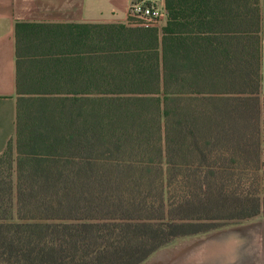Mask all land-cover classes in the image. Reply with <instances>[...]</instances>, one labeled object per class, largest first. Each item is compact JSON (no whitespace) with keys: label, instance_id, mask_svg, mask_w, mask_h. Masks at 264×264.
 I'll return each instance as SVG.
<instances>
[{"label":"trees","instance_id":"1","mask_svg":"<svg viewBox=\"0 0 264 264\" xmlns=\"http://www.w3.org/2000/svg\"><path fill=\"white\" fill-rule=\"evenodd\" d=\"M161 27L17 24L0 264H141L264 216L259 0H164Z\"/></svg>","mask_w":264,"mask_h":264},{"label":"crops","instance_id":"2","mask_svg":"<svg viewBox=\"0 0 264 264\" xmlns=\"http://www.w3.org/2000/svg\"><path fill=\"white\" fill-rule=\"evenodd\" d=\"M133 1L137 0H0V155L9 141L14 144L16 130L15 26L127 24ZM143 1L165 6L164 0ZM259 10L263 98L264 0H259ZM141 264H264V216L178 239Z\"/></svg>","mask_w":264,"mask_h":264},{"label":"built area","instance_id":"3","mask_svg":"<svg viewBox=\"0 0 264 264\" xmlns=\"http://www.w3.org/2000/svg\"><path fill=\"white\" fill-rule=\"evenodd\" d=\"M166 18L164 5L150 4L143 0L133 1L129 5L128 20L134 25L160 27Z\"/></svg>","mask_w":264,"mask_h":264},{"label":"rangeland","instance_id":"4","mask_svg":"<svg viewBox=\"0 0 264 264\" xmlns=\"http://www.w3.org/2000/svg\"><path fill=\"white\" fill-rule=\"evenodd\" d=\"M14 145V144H13ZM258 217H255L254 219H257ZM254 219H250V220H248V221H254ZM248 221H243V222H239V223H232V224H240V223H245V222H248ZM229 225H231V224H229ZM224 226H226V225H224Z\"/></svg>","mask_w":264,"mask_h":264}]
</instances>
